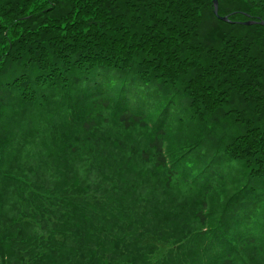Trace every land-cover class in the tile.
Returning <instances> with one entry per match:
<instances>
[{
	"label": "trees",
	"instance_id": "1",
	"mask_svg": "<svg viewBox=\"0 0 264 264\" xmlns=\"http://www.w3.org/2000/svg\"><path fill=\"white\" fill-rule=\"evenodd\" d=\"M218 16L0 0V264H264V0Z\"/></svg>",
	"mask_w": 264,
	"mask_h": 264
},
{
	"label": "water",
	"instance_id": "2",
	"mask_svg": "<svg viewBox=\"0 0 264 264\" xmlns=\"http://www.w3.org/2000/svg\"><path fill=\"white\" fill-rule=\"evenodd\" d=\"M213 14L215 17H217V19L221 22H228V19L227 17H224V18H221L218 16V0H213ZM255 24L254 22H249V23H246L245 25H253ZM259 25L261 26H264V23L263 22H258Z\"/></svg>",
	"mask_w": 264,
	"mask_h": 264
}]
</instances>
